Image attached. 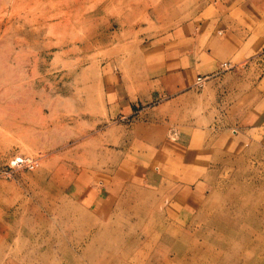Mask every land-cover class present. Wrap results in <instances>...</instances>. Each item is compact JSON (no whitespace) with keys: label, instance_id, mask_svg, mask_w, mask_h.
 <instances>
[{"label":"rangeland","instance_id":"1","mask_svg":"<svg viewBox=\"0 0 264 264\" xmlns=\"http://www.w3.org/2000/svg\"><path fill=\"white\" fill-rule=\"evenodd\" d=\"M248 1L0 0V264H264ZM213 17L243 60L196 87L184 35Z\"/></svg>","mask_w":264,"mask_h":264},{"label":"crops","instance_id":"2","mask_svg":"<svg viewBox=\"0 0 264 264\" xmlns=\"http://www.w3.org/2000/svg\"><path fill=\"white\" fill-rule=\"evenodd\" d=\"M247 5L252 8V15H248V19L246 18L245 20L249 21L251 17L253 19H256L258 22H264V0H249ZM256 15L259 17H257ZM239 18L240 17L238 16L237 21L239 20ZM229 20L235 21V19L232 18H230ZM219 22L221 21L215 17L204 21L199 20L198 22H194V24L192 23L193 27L191 32H189L188 34L185 33V35L183 34L184 38H187L188 42L190 43L187 46L183 47L184 56L188 57V60H190L191 62L195 60V63L197 62V59L204 58L210 64V66L206 68L204 72L197 73L198 75L196 77L204 75H218L217 77H214L212 79L217 81L221 77H224L226 74L232 72V70L230 72H221L222 63L227 62L236 66L243 60L239 50L242 44L240 41H238V38H242L240 36L244 32L243 29L241 30V27L239 26V28L236 29V33L230 31L229 35L227 33L226 35L225 32L227 30H218V27H220ZM187 26L188 30H190V23ZM184 31L185 30H183V32ZM246 35L248 37L264 38V34ZM246 35H242L244 36L243 38H245ZM252 46L253 45L251 43V47ZM252 49L253 48H251V51ZM232 105L233 104L227 106V109H231ZM263 107L264 106L261 107L262 110H257L256 113L253 112L252 109H249V111H246L241 115L242 118L239 121H233V126L236 129H238L239 127H248L249 125L253 126L254 128H264Z\"/></svg>","mask_w":264,"mask_h":264},{"label":"built area","instance_id":"3","mask_svg":"<svg viewBox=\"0 0 264 264\" xmlns=\"http://www.w3.org/2000/svg\"><path fill=\"white\" fill-rule=\"evenodd\" d=\"M221 66L223 69H227V68H229L230 65L227 62H224L221 64ZM206 79H207V77H203V76L196 77L195 82H194V86L201 87L203 85V82Z\"/></svg>","mask_w":264,"mask_h":264},{"label":"bare ground","instance_id":"4","mask_svg":"<svg viewBox=\"0 0 264 264\" xmlns=\"http://www.w3.org/2000/svg\"><path fill=\"white\" fill-rule=\"evenodd\" d=\"M22 42H23V41H22ZM201 179H202V178H201ZM221 182H222V181H221ZM225 183H226V182H225ZM213 185H214V184H213ZM213 185H212V186H213ZM158 187H159V186H158ZM160 188H161V187H160ZM166 188H167V187H166ZM162 189H163V187H162ZM223 193H224V192H223ZM146 196H147V195H146ZM178 197H179V196H178ZM207 197H208V196H207ZM205 203H206V202H205ZM202 208H203V206H202ZM202 208H201V209H202ZM206 208H207V207H206ZM201 209H200V210H201ZM201 211H202V210H201ZM192 212H193V210H192ZM155 216H156V215H155ZM205 221H207V220H205ZM153 223H154V222H153ZM153 223H152V224H153ZM190 223H191V222H190ZM210 224H211V223H210ZM208 225H209V224H208ZM154 226H155V225H154ZM215 230H216V229H215ZM212 232H213V231H212ZM214 232H215V231H214ZM214 232H213V233H214ZM216 232H217V231H216ZM164 233H165V231H164ZM208 233H209V232H208ZM210 235H211V234H210ZM212 237H214V236L212 235ZM235 237H236V236H235ZM215 240H219V239L216 237ZM219 244H220L221 247H223V248L225 247V245L222 244V242H219ZM214 247H215V246H214ZM193 248L195 249L196 247H193ZM206 251L212 252L213 249L207 247V248H206ZM209 252H208V253H209ZM217 254H218V253H217ZM211 255H212V254H211ZM213 256H215V254H214Z\"/></svg>","mask_w":264,"mask_h":264}]
</instances>
